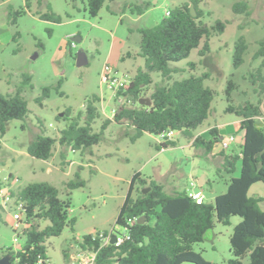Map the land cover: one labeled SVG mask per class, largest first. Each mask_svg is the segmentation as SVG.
Returning a JSON list of instances; mask_svg holds the SVG:
<instances>
[{
    "label": "rangeland",
    "instance_id": "rangeland-1",
    "mask_svg": "<svg viewBox=\"0 0 264 264\" xmlns=\"http://www.w3.org/2000/svg\"><path fill=\"white\" fill-rule=\"evenodd\" d=\"M190 0H114L107 1L98 15L91 16L85 9L83 0H32L30 9L17 17L13 24L9 10L25 8V0H11L10 4L0 5V93H14L22 83L23 75L32 76V86L25 87L29 113L25 119H12L7 123L6 132H0V183L13 174L19 178L17 187L22 188L32 182L46 181L56 186L62 199L69 190L66 182L75 179L80 173L84 186L71 190L70 215L76 218L74 228L66 227L59 236L47 240L48 256L52 264H67L64 251L72 252L73 246L81 237L92 231L113 232L124 235L125 227L116 223L121 206L128 194L132 177L141 172L144 178L154 179L168 192L185 189H201L206 202H213L218 194L227 190V182L232 176H239L241 162L228 174L221 164V157H206L201 153L202 146L189 145L193 138L185 137L176 131L174 145L161 148L156 135L144 133L135 141L131 135L132 126L112 122L104 132L102 140L84 152L55 146L54 155L40 159L28 154L27 146L38 134L45 133L58 137L67 118L80 117L84 123L86 103L93 95H98L100 117L92 127L101 129L105 118H112V109L122 100L113 96L103 83L102 75L109 64L118 75L127 71L135 75L145 60L139 55L141 34L139 27H151L167 16L166 11ZM240 0H200L199 7L204 12L202 20L212 25L217 19L227 22L223 33L211 36L210 50L200 54V46L180 61L171 62L182 71L175 73L174 79L201 75L210 76L205 84L215 90V98L209 117L196 130L207 128L210 124L226 123L216 148L222 149V140L234 136L226 154L239 153L243 135L241 125L230 123L237 119L233 113L226 112L230 102L236 104L247 100L260 102L262 116L259 123L264 125V91L253 84L250 73L261 64L255 58L259 43L264 41V0H246L250 14L235 13L233 4ZM1 2V0H0ZM192 4V3H190ZM137 6L142 9L139 14ZM61 16V22L40 18L37 12L49 10ZM73 36L81 40L73 41ZM244 36L248 43L245 62L234 65L235 43ZM42 43L40 47L37 43ZM74 44V45H73ZM83 51L88 62L77 65V54ZM130 51V57L122 56ZM191 63H196L192 66ZM264 74V68H263ZM153 85L162 82L159 72H152ZM62 80L57 89L59 81ZM237 85L229 89V81ZM46 86H52L50 95L38 100ZM152 86L147 89L150 92ZM230 92V93H229ZM63 113L61 116L60 114ZM61 116V118L59 117ZM66 151L67 163L61 164V150ZM201 153V154H200ZM206 174L211 182L194 187L192 181ZM142 187L138 184L137 190ZM137 192L135 191V195ZM250 195L264 196V182L255 183ZM264 209V201L261 203ZM0 218V256L9 254L10 247L20 248L24 237L20 230L15 231L12 209L1 210ZM242 220L238 215L231 216L229 224L215 218V225L209 229L204 240L194 245L204 259L216 264H227L234 255L231 251L230 236L234 227ZM248 263V259H243ZM181 264H195L183 262Z\"/></svg>",
    "mask_w": 264,
    "mask_h": 264
},
{
    "label": "trees",
    "instance_id": "trees-1",
    "mask_svg": "<svg viewBox=\"0 0 264 264\" xmlns=\"http://www.w3.org/2000/svg\"><path fill=\"white\" fill-rule=\"evenodd\" d=\"M85 9L91 16H96L107 1L114 0H83ZM32 0H25V8L9 10L10 22L17 23V17L30 9ZM190 3L194 4L196 16L191 14ZM200 0L185 1L170 9V14L158 24L151 27H139L141 34L139 55L144 58L145 65L137 70L133 80L123 95L122 103L112 118H105L101 129L95 131L94 121L100 117L98 102L101 98L93 95L86 103L84 123L80 117L67 118L65 126L58 137L38 134L28 144L29 155L47 160L54 155L57 143L60 146L84 152L98 144L107 127L112 123L132 126L135 129L131 139L135 141L144 133L157 135L173 128L193 138L194 146H202L205 154H210L220 141L218 128H211L206 134L195 136V131L209 117L215 98V90L205 84L210 76L208 72L201 75H191L186 78L174 79L175 73L182 71L173 67L171 62L187 58L193 49L198 48L204 39L200 54L210 50L211 36L223 33L227 22L217 19L212 25L205 23L203 10L199 7ZM139 14L142 9L137 6ZM235 13L249 15V3L246 0L233 4ZM40 18L53 22H61L62 18L53 11L37 12ZM42 47V43H37ZM248 43L240 36L235 43L234 65L240 66L245 62L244 55ZM128 51L122 60L130 57ZM255 58H261L260 66L250 73L253 84H258L264 91V41L259 43ZM195 66L196 63H191ZM152 72H159L162 82L153 85ZM1 79V76H0ZM32 76L24 74L23 80L12 94L0 93V132H6L7 123L12 119H25L29 113L27 100L24 96L25 87L32 86ZM62 80L59 81V90ZM152 86L150 92L147 89ZM237 85L229 81V89ZM52 86H46L38 100L50 95ZM230 93V92H229ZM142 97H150L151 105L141 104ZM226 112L235 114L240 119L244 131L240 153L225 154L222 166L228 174L236 169L237 161L241 162L239 176H232L227 182V190L218 194L213 202L197 203L192 199L188 190L168 192L164 186L154 179L144 178L141 172L132 177L128 194L121 206L116 223L127 230L129 237L123 242L107 243L92 239L91 233H86L78 241L82 247L97 250L96 264H216L204 259L200 252L194 250V245L204 240L206 232L215 225V218L223 224H229L231 216L238 215L242 220L234 227L230 236L231 251L234 255L227 264H264V196L250 195V188L257 182H264V125L259 123L262 116L260 102L247 100L236 104L230 102ZM61 118V116L59 115ZM208 136H211L207 138ZM174 140L160 144L161 148L174 145ZM66 151L61 150V164L66 161ZM142 187V190L137 185ZM80 173H75V179L66 182L69 190L67 197L59 196V189L53 184L42 181L32 182L22 188L12 191V195L25 205L24 217L20 234L24 244L20 248L10 247L7 252L12 255V264H46L49 259L47 240L59 236L66 227L74 228L76 218L70 215L71 190L84 186ZM145 188H149L144 192ZM135 191L137 194L135 195ZM3 207L0 205V212ZM146 219L137 222L141 216ZM1 218V213H0ZM129 219L133 221L130 223ZM100 247V248H99ZM67 257L68 252L64 251ZM1 257V256H0Z\"/></svg>",
    "mask_w": 264,
    "mask_h": 264
},
{
    "label": "built area",
    "instance_id": "built-area-1",
    "mask_svg": "<svg viewBox=\"0 0 264 264\" xmlns=\"http://www.w3.org/2000/svg\"><path fill=\"white\" fill-rule=\"evenodd\" d=\"M166 14H170V10L166 11ZM74 45V44H73ZM133 80V76L129 73H124L118 75V71L114 70L109 64L105 65L102 81L103 83L112 91L113 96L122 100L123 95L119 94L120 91H125L129 87L130 83ZM118 107L112 109L113 115L117 112ZM260 118V117H259ZM177 130L173 128H169L159 134L156 135V139L159 144L166 142L167 140H173L174 135ZM235 137L226 136L221 142L222 149H226L229 147L230 143L234 141ZM19 182V178L13 175H10L5 183H0V205L5 210L12 209V221L13 227L15 231L21 229L24 217V209L25 205L23 201L17 200L13 195L12 191L16 190V184ZM192 185L195 187L197 182L192 181ZM189 196L194 199L197 203H202L205 201L204 193L201 189H188ZM133 220L129 219L131 223ZM91 237L93 240H97L100 242V246L105 245L111 242V239L114 235L117 237V244L123 242L125 237H129V234L126 232L124 235L114 234L113 232H104V231H92ZM82 238V237H81ZM73 251L69 252L67 256V264H96L97 250L95 248L82 247L79 242H76L73 246ZM100 248V247H99ZM40 264L43 263V260L40 259ZM46 264H52L50 259L45 260Z\"/></svg>",
    "mask_w": 264,
    "mask_h": 264
},
{
    "label": "water",
    "instance_id": "water-1",
    "mask_svg": "<svg viewBox=\"0 0 264 264\" xmlns=\"http://www.w3.org/2000/svg\"><path fill=\"white\" fill-rule=\"evenodd\" d=\"M190 10H191V14L193 16H196L197 12H196V9H195V6L194 4H191L190 5ZM72 40L73 41H78V40H81V37L79 36H73L72 37ZM77 65L78 66H82L84 64H86L88 62L87 58H86V55L83 51H79L78 54H77ZM141 104H146V105H151L152 104V100L150 97H142L139 101ZM61 116L63 115V113L60 114ZM204 183V176L201 177L200 181H199V185H203ZM149 190V188H145L144 189V192H147ZM146 217L143 215L141 217H139L137 219V222L139 223H143L145 221ZM117 242V237L116 235H114L111 239V243H116ZM12 255L11 254H6L4 256H1L0 257V264H12Z\"/></svg>",
    "mask_w": 264,
    "mask_h": 264
},
{
    "label": "crops",
    "instance_id": "crops-1",
    "mask_svg": "<svg viewBox=\"0 0 264 264\" xmlns=\"http://www.w3.org/2000/svg\"><path fill=\"white\" fill-rule=\"evenodd\" d=\"M10 2H11V0H1V2H0V5H2V4H10ZM139 68H141V67H139ZM138 68V69H139ZM127 73H129V74H131L130 72H128L127 71ZM133 76V75H132ZM230 123H233V124H236V126H238V124H240V119L237 117V119H235V120H233V121H231ZM224 125H226V123H221V124H213V125H209L207 128H204V129H202L201 131H198V132H196L195 131V136H197V135H199V134H206L211 128H213V127H217L218 128V133H219V135H221V134H223V128H224ZM241 129V131H242V135H244V131L242 130V128H240ZM209 137H211V136H208L207 138H209ZM224 139V138H223ZM236 139V138H235ZM242 142H243V138H242V141L241 142H239V145L241 146V144H242ZM189 145H192L193 144V139L190 141V143H188ZM216 146H217V144H216ZM216 146H215V148L213 149V151L210 153V154H208V155H206L205 154V151H204V149H202L201 150V153L202 154H205V156L206 157H218V156H220L221 157V164H223V162H224V156H222V155H219L218 153H220V152H222V150H224V149H217L216 148ZM200 153V154H201ZM224 153H225V151H224ZM239 153H240V151H239ZM226 154V153H225ZM234 154H236V153H234ZM229 155H232V154H229ZM11 175H13L12 173H11ZM202 176H204V183H203V185H205V184H208V183H210L211 182V179L209 178V177H207V175L206 174H203ZM196 180H197V183H198V185H199V181H200V179H201V177H196L195 178ZM199 186H202V185H199ZM68 252V251H67ZM68 254H69V252H68Z\"/></svg>",
    "mask_w": 264,
    "mask_h": 264
}]
</instances>
